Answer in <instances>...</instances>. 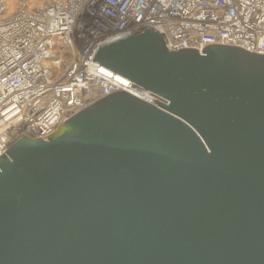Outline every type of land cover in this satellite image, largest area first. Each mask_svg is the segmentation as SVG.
Returning a JSON list of instances; mask_svg holds the SVG:
<instances>
[{"label":"water","instance_id":"1","mask_svg":"<svg viewBox=\"0 0 264 264\" xmlns=\"http://www.w3.org/2000/svg\"><path fill=\"white\" fill-rule=\"evenodd\" d=\"M125 91L0 157V264H264V55L100 46Z\"/></svg>","mask_w":264,"mask_h":264},{"label":"built area","instance_id":"2","mask_svg":"<svg viewBox=\"0 0 264 264\" xmlns=\"http://www.w3.org/2000/svg\"><path fill=\"white\" fill-rule=\"evenodd\" d=\"M23 1L10 13L0 0V157L15 138L46 139L115 92L153 102L94 62L100 46L134 32L155 29L172 50L216 44L264 55V0Z\"/></svg>","mask_w":264,"mask_h":264},{"label":"rangeland","instance_id":"3","mask_svg":"<svg viewBox=\"0 0 264 264\" xmlns=\"http://www.w3.org/2000/svg\"><path fill=\"white\" fill-rule=\"evenodd\" d=\"M43 1H51V0H28L29 4H30V8L31 9H35L36 7L40 6L41 4H43ZM8 8L10 13H15L18 8L19 5L24 2L23 0H6ZM9 14V13H8Z\"/></svg>","mask_w":264,"mask_h":264},{"label":"trees","instance_id":"4","mask_svg":"<svg viewBox=\"0 0 264 264\" xmlns=\"http://www.w3.org/2000/svg\"><path fill=\"white\" fill-rule=\"evenodd\" d=\"M57 73H59V71L55 70Z\"/></svg>","mask_w":264,"mask_h":264}]
</instances>
